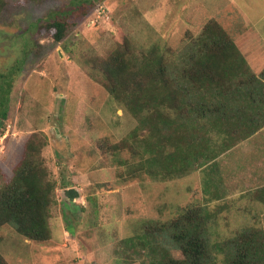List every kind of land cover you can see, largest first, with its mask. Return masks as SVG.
<instances>
[{
	"label": "rangeland",
	"instance_id": "rangeland-1",
	"mask_svg": "<svg viewBox=\"0 0 264 264\" xmlns=\"http://www.w3.org/2000/svg\"><path fill=\"white\" fill-rule=\"evenodd\" d=\"M72 1L4 0L0 8V84L8 87L13 71L5 117L0 107V186L11 180L33 134L46 138L41 155L55 182L51 238L36 242L4 224L0 254L9 264H149L142 245L126 239L148 220L170 219L197 204L210 215V264H226L214 243L245 228L264 229V204L246 194L264 185L259 138L254 133L234 145L235 153L218 156L217 186L224 191L218 196L204 166L165 180L131 178L124 160L130 152L111 154L101 145L128 138L137 119L107 92L94 66L126 40L136 53L154 44L180 49L186 32L198 34L214 18L238 38L259 73L264 0H97L62 41L36 31L39 19L61 15ZM246 32L250 37L241 35ZM70 187L79 197L68 203ZM171 249L174 258L183 257Z\"/></svg>",
	"mask_w": 264,
	"mask_h": 264
},
{
	"label": "trees",
	"instance_id": "trees-1",
	"mask_svg": "<svg viewBox=\"0 0 264 264\" xmlns=\"http://www.w3.org/2000/svg\"><path fill=\"white\" fill-rule=\"evenodd\" d=\"M96 5L97 0H74L61 15L39 19L36 31L60 42ZM184 36L180 49L154 44L141 53L126 40L95 61L107 92L137 119L128 138L101 148L111 154L127 149L132 158L124 159L125 172L131 178L165 180L204 166L218 196L224 191L217 186L222 173L216 159L229 150L233 154L234 145L264 127V68L253 71L238 38L217 19L210 18L198 34ZM11 72L8 87L0 84L2 117ZM45 144V137L33 134L11 180L0 186V227L12 224L36 242L51 238L55 182L41 155ZM246 194L264 204V185ZM208 216L203 205H189L170 219L144 222L141 233L126 240L142 245L149 264H210ZM171 248L183 257L174 258ZM214 248L224 252L226 264H264V229L245 228ZM0 264H9L1 254Z\"/></svg>",
	"mask_w": 264,
	"mask_h": 264
},
{
	"label": "crops",
	"instance_id": "crops-1",
	"mask_svg": "<svg viewBox=\"0 0 264 264\" xmlns=\"http://www.w3.org/2000/svg\"><path fill=\"white\" fill-rule=\"evenodd\" d=\"M254 135H256L255 137L259 138V140L257 141V148L259 150H256V151L258 152V154H262V158H264V127H262L260 130H258ZM239 147H241V145H239ZM229 152H232V151H229ZM229 152H227L225 154H228ZM234 153H235V151H234ZM237 165L239 166V168L241 167L238 162H237ZM263 167H264V165H263Z\"/></svg>",
	"mask_w": 264,
	"mask_h": 264
},
{
	"label": "water",
	"instance_id": "water-1",
	"mask_svg": "<svg viewBox=\"0 0 264 264\" xmlns=\"http://www.w3.org/2000/svg\"><path fill=\"white\" fill-rule=\"evenodd\" d=\"M65 196L67 197V202L71 203L76 197H79V191L74 187L64 189Z\"/></svg>",
	"mask_w": 264,
	"mask_h": 264
},
{
	"label": "built area",
	"instance_id": "built-area-1",
	"mask_svg": "<svg viewBox=\"0 0 264 264\" xmlns=\"http://www.w3.org/2000/svg\"><path fill=\"white\" fill-rule=\"evenodd\" d=\"M100 5V4H99ZM99 8H100V6H99ZM99 10V9H98ZM102 10V6H101V8H100V11Z\"/></svg>",
	"mask_w": 264,
	"mask_h": 264
}]
</instances>
